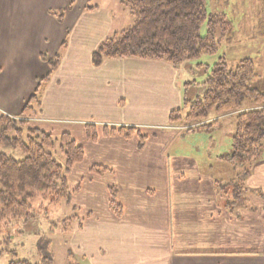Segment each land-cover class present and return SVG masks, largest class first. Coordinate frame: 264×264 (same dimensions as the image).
<instances>
[{
    "label": "crops",
    "instance_id": "0c3cea01",
    "mask_svg": "<svg viewBox=\"0 0 264 264\" xmlns=\"http://www.w3.org/2000/svg\"><path fill=\"white\" fill-rule=\"evenodd\" d=\"M90 1L0 0V116H20L49 73L41 55L50 60L67 44L32 127L64 131L83 149L66 174L70 203L81 211L72 244L89 264H264V149L241 185L245 193L232 198L223 189L236 183L239 168L220 159L230 152L221 143L213 159L200 148L195 155L169 152L179 135L169 115L185 99L179 69L133 58L93 67L98 44L122 30L113 31L104 0ZM207 9H215L213 1ZM59 11L61 21L53 15ZM252 11L261 30L251 86L264 92V16H256L264 14V0ZM86 124L96 127L94 142L86 139ZM120 126L136 133L126 139L104 130ZM94 166L110 173L94 174Z\"/></svg>",
    "mask_w": 264,
    "mask_h": 264
},
{
    "label": "trees",
    "instance_id": "16d2710c",
    "mask_svg": "<svg viewBox=\"0 0 264 264\" xmlns=\"http://www.w3.org/2000/svg\"><path fill=\"white\" fill-rule=\"evenodd\" d=\"M211 1L215 5L212 12L207 9V0H118L133 16V24L98 44L91 55L92 66L99 67L106 59L133 58L162 61L179 69L185 61L195 60L202 54L216 53L217 45L225 39H232L233 33L226 15L216 10L219 4L226 5L229 0ZM53 15L61 21L60 12ZM204 23L206 33L201 35ZM217 33L218 39L215 37ZM66 46L64 41L60 52L50 60L41 55V60L49 66V73L41 79L20 116H0V234L13 222L26 223L35 218L29 213L28 199L33 195L46 193L51 196L52 203L61 200L70 203L66 174L74 164L82 161V147L68 133L53 137L28 125V118L38 116L42 88L59 67ZM255 76L253 59L245 58L229 66L221 58L206 74L204 94L194 100L184 99L182 107L172 111L168 121L170 126L181 125L185 131H192L214 125L224 116L234 119L230 152L220 159L239 168V182L233 185L235 197L240 196L241 185L264 149V92L251 86ZM104 130L107 134H119L126 139L136 133L134 127H104ZM85 135L89 142L96 140L94 124L85 125ZM138 138V147L141 148L144 138L139 134ZM56 148L65 158L63 165L55 158ZM9 149L20 150L23 158L15 159L8 155L6 151ZM91 172L98 175L110 173L101 166L92 167ZM110 196V205L119 216L121 209L115 202L113 189ZM10 240V234L5 233L4 243ZM9 264H52V257L50 255L41 263L15 260Z\"/></svg>",
    "mask_w": 264,
    "mask_h": 264
},
{
    "label": "rangeland",
    "instance_id": "374dc122",
    "mask_svg": "<svg viewBox=\"0 0 264 264\" xmlns=\"http://www.w3.org/2000/svg\"><path fill=\"white\" fill-rule=\"evenodd\" d=\"M241 1L244 2L243 6L240 5ZM96 2L97 0H91L90 4L95 5ZM104 2L106 9L111 12L113 31L126 30L132 26L133 16L126 7L118 5L115 9L114 6H111L110 0H104ZM255 4L256 0H233L226 6L219 5L216 7V10L226 15L230 21L233 38L229 41L225 39L220 42L217 45L216 53L202 54L195 60L183 62L179 67L178 81L181 82L184 88L185 99L194 100L204 94L203 82L206 74L221 58L229 66H234L238 61L245 58H254L258 50V32L261 30L257 26L259 19L257 17L256 21L254 18L255 13L252 11ZM208 11L212 12L210 9ZM259 14L263 18L264 14L256 12V16ZM200 33L205 35V23L202 25ZM218 36L219 33L216 34V39L219 38ZM185 82L187 83L186 86L183 85ZM34 119V117L28 118L29 126L32 127L35 124ZM173 127L179 135L169 147V152L181 153L182 151L195 155L197 151L193 153V150L200 148L203 156L213 159L218 144H222L223 152L230 150L231 137L234 132V119L231 116H224L214 125L199 127L192 131H185L181 125ZM62 133L66 132L53 131L50 134L53 137H59ZM189 145H194V148ZM6 153L15 159L23 158L20 150L9 149ZM54 155L57 162L63 165L65 158L58 148L54 150ZM210 163L212 164L213 161ZM233 185L229 186V189L227 187L223 189L225 197L232 198L234 196ZM244 193L245 190L242 189L240 195ZM28 200L31 206L29 213L33 214L35 218L26 223L16 221L2 229L0 234V264H9V262L15 260L41 263L50 255L52 264H89L87 258L82 255L81 250L75 248L72 244L77 236L74 229L75 223L80 221L77 217L81 216V211L64 200L52 203L51 196L46 193L33 195ZM73 217L77 219L72 220ZM5 233H9L11 237L8 243L3 241Z\"/></svg>",
    "mask_w": 264,
    "mask_h": 264
}]
</instances>
